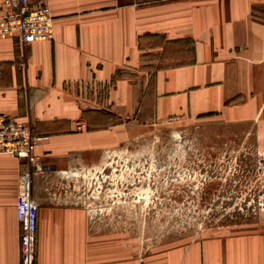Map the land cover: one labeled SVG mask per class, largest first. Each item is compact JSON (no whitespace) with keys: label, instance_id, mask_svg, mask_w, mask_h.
<instances>
[{"label":"crops","instance_id":"1","mask_svg":"<svg viewBox=\"0 0 264 264\" xmlns=\"http://www.w3.org/2000/svg\"><path fill=\"white\" fill-rule=\"evenodd\" d=\"M37 1L51 9L53 40L24 47L0 35V114L30 119L42 138L32 166L0 154V264H21L26 172L39 264H264L256 240L133 256L121 240L92 237L87 193L75 188L135 123L213 115L264 126V0Z\"/></svg>","mask_w":264,"mask_h":264},{"label":"rangeland","instance_id":"2","mask_svg":"<svg viewBox=\"0 0 264 264\" xmlns=\"http://www.w3.org/2000/svg\"><path fill=\"white\" fill-rule=\"evenodd\" d=\"M120 138L75 187L87 193L92 237L121 240L133 256L221 239L264 250V126L179 117Z\"/></svg>","mask_w":264,"mask_h":264},{"label":"built area","instance_id":"3","mask_svg":"<svg viewBox=\"0 0 264 264\" xmlns=\"http://www.w3.org/2000/svg\"><path fill=\"white\" fill-rule=\"evenodd\" d=\"M54 17L46 4L37 0H4L0 4V35L19 36L22 46L54 39ZM85 127L79 124L78 129ZM42 138L33 132L30 119L0 114V154L37 163L36 150ZM20 197L16 206L21 226V264L37 262L39 207L32 198L31 173L20 178Z\"/></svg>","mask_w":264,"mask_h":264}]
</instances>
